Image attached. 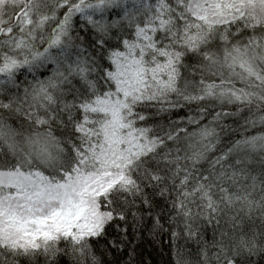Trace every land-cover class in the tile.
Instances as JSON below:
<instances>
[{"label": "snow or ice", "instance_id": "snow-or-ice-1", "mask_svg": "<svg viewBox=\"0 0 264 264\" xmlns=\"http://www.w3.org/2000/svg\"><path fill=\"white\" fill-rule=\"evenodd\" d=\"M153 253L264 264V0H0V264Z\"/></svg>", "mask_w": 264, "mask_h": 264}, {"label": "trees", "instance_id": "trees-1", "mask_svg": "<svg viewBox=\"0 0 264 264\" xmlns=\"http://www.w3.org/2000/svg\"><path fill=\"white\" fill-rule=\"evenodd\" d=\"M147 251H152L151 247L148 245H145ZM153 256L155 257L156 264H161V257L153 253Z\"/></svg>", "mask_w": 264, "mask_h": 264}]
</instances>
